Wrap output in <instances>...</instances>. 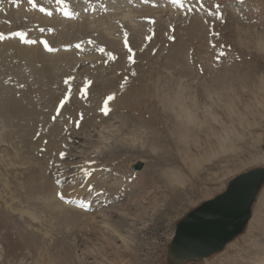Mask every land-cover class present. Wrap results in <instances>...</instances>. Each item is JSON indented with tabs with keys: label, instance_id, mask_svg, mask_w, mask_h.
<instances>
[{
	"label": "rangeland",
	"instance_id": "374dc122",
	"mask_svg": "<svg viewBox=\"0 0 264 264\" xmlns=\"http://www.w3.org/2000/svg\"><path fill=\"white\" fill-rule=\"evenodd\" d=\"M13 31L35 43L0 41V92L47 129L22 141L0 117V264H167L185 214L264 168V0H0ZM186 264H264V184L243 232Z\"/></svg>",
	"mask_w": 264,
	"mask_h": 264
},
{
	"label": "water",
	"instance_id": "95a60500",
	"mask_svg": "<svg viewBox=\"0 0 264 264\" xmlns=\"http://www.w3.org/2000/svg\"><path fill=\"white\" fill-rule=\"evenodd\" d=\"M141 166L138 162L132 168L138 171ZM263 184L264 168L249 169L228 180L221 193L185 214L167 245V264L196 262L221 251L245 229Z\"/></svg>",
	"mask_w": 264,
	"mask_h": 264
},
{
	"label": "bare ground",
	"instance_id": "6f19581e",
	"mask_svg": "<svg viewBox=\"0 0 264 264\" xmlns=\"http://www.w3.org/2000/svg\"><path fill=\"white\" fill-rule=\"evenodd\" d=\"M66 13H68V11H66ZM51 20V19H50ZM63 30V29H62ZM59 35V34H58ZM67 35V34H65ZM71 34H69L68 36H70ZM72 59V57H71ZM70 59V60H71ZM50 62V61H49ZM45 60H41V64L42 65V69H38L37 72H35L36 74H38V77H40L41 79L47 81V82H53L56 80V83H57V76L59 74V70L58 69H63L65 67V64L58 61V63L56 62H51L49 63ZM49 63V64H48ZM76 63V62H75ZM62 65V67H61ZM69 65H72V62L70 61ZM75 65V64H74ZM46 66V67H45ZM58 66V67H57ZM44 68V69H43ZM43 71V72H42ZM63 71V70H62ZM26 74V73H24ZM61 76V75H60ZM30 77V75H29ZM13 83V82H12ZM18 83V82H17ZM86 83V82H85ZM179 84V83H178ZM21 85V84H20ZM12 86V89L11 88H8L9 90H7V92L3 93V92H0V117H3L5 115L9 116L10 120H12V124L14 126L18 128H20L23 132V129H24V134H20L18 137L23 141V140H28L29 141H34V140H40L41 138V131L42 130H39L41 129L44 124L43 121H45V119L42 117V116H35V118L33 117L32 113H35V110H33V106H32V103L34 102H31L30 99L26 98V95L23 96L22 94V87L20 88L19 85H16V84H13L11 85ZM179 87V86H178ZM184 87V86H183ZM181 88V89H184V88ZM59 88V87H58ZM190 88V87H189ZM60 90V89H59ZM58 91V90H57ZM182 91V90H181ZM90 93H91V90H90ZM88 97H91V95L87 92ZM99 96V95H98ZM94 97V96H93ZM177 97V96H176ZM47 99V98H46ZM67 99V98H66ZM37 100V99H36ZM34 100V101H36ZM43 100V99H42ZM178 100V99H177ZM223 100V99H222ZM48 100H46L45 102H43L42 106L45 107V105H48L46 102ZM96 101V99H95ZM94 102V101H93ZM71 103V102H70ZM69 103V104H70ZM89 103V102H88ZM196 103V102H195ZM39 104V102L37 103V105ZM45 104V105H44ZM51 104V103H50ZM183 104V103H182ZM36 105V106H37ZM41 105V104H40ZM185 105V104H184ZM40 106V107H42ZM52 107V106H51ZM59 107V106H58ZM85 107H87V104L85 105ZM84 107V108H85ZM183 107V106H182ZM197 107V106H195ZM89 108L90 110H92L90 104H89ZM207 108V107H206ZM184 109V108H183ZM190 109V108H188ZM197 109V108H195ZM70 110V109H69ZM83 110V109H82ZM50 111V110H49ZM89 112V111H88ZM187 113V112H186ZM62 114V113H61ZM197 114V113H196ZM195 114V115H196ZM32 115V116H31ZM39 115V113H38ZM41 115V113H40ZM194 115V113H191V112H188L187 113V116L189 117V119H192L193 117H196ZM5 119V118H4ZM35 121L37 120V122L39 123V127L40 128H35L33 125H32V122L31 121ZM193 120V119H192ZM194 121V120H193ZM3 122V121H2ZM47 122V120L45 121ZM4 123V122H3ZM37 125V124H36ZM47 125V124H46ZM191 126V125H190ZM195 126V125H194ZM15 127V128H16ZM47 127V126H45ZM47 129V128H45ZM45 129L42 131L44 133ZM49 132L51 134V130H54L53 132L55 133V129L58 130V125H54V124H51L49 126ZM56 130V131H57ZM39 131V132H38ZM47 131V130H46ZM15 132H18V131H15ZM20 132V130H19ZM39 133V134H38ZM57 133V132H56ZM49 134V133H48ZM49 134V135H50ZM58 134V133H57ZM51 136V135H50ZM49 136V137H50ZM52 136H53V133H52ZM43 137V136H42ZM48 137V136H47ZM18 138V139H19ZM42 139V138H41ZM227 147V146H226ZM220 148V147H219ZM228 150V149H227ZM133 197H135V195H133ZM257 197V196H256ZM97 199L98 200H105V196L102 195V193H99L97 194ZM145 212V211H144ZM141 214V213H140ZM91 218V217H90ZM128 225V224H127ZM104 227H106L107 229H110L112 230L116 235H118L121 239V241L123 242L124 246L126 247L127 250H130L131 247L133 246V240H135L134 238H132L133 236H129L130 234V231L128 230V234L125 235L122 233V228L124 227V225L122 226V222L121 221H114L113 223H109L108 221H105V224H104ZM134 234V233H133ZM136 234V233H135ZM134 247V246H133ZM227 252V251H226ZM108 260V259H107ZM123 259H119V262H121ZM240 261V260H239ZM123 262V261H122ZM215 263V262H214Z\"/></svg>",
	"mask_w": 264,
	"mask_h": 264
}]
</instances>
